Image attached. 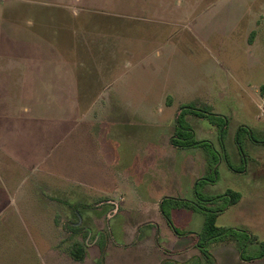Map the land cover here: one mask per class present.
Returning <instances> with one entry per match:
<instances>
[{
	"label": "rangeland",
	"instance_id": "1",
	"mask_svg": "<svg viewBox=\"0 0 264 264\" xmlns=\"http://www.w3.org/2000/svg\"><path fill=\"white\" fill-rule=\"evenodd\" d=\"M262 85L264 0H0V264L183 259L166 256L155 242L188 246L195 238L189 232L201 233L204 215L166 202L142 204L148 200L122 182L126 169L141 173L145 160L129 142L146 131L162 156L152 161L157 174H151L167 178L173 195L193 201L241 194L237 205L206 207L218 211L216 227L242 230L248 238L213 242L211 258L196 263L264 264V258L239 257L250 236L244 257L264 243V198L253 199L249 183L264 174V163L261 169L251 162L247 176L233 172L244 171L250 153L264 155V144L249 142L264 141V134L242 132L240 148L236 142L238 128L264 127ZM117 97L135 122L109 126L103 119ZM182 107L218 117L183 111L181 126L208 144L168 153L165 128ZM107 127L128 144L113 135L107 140ZM192 169L207 181L190 188ZM117 186L114 201L121 208L107 226L101 201ZM149 220L154 225L138 228L137 244L123 245ZM74 246L84 250L83 260L71 258Z\"/></svg>",
	"mask_w": 264,
	"mask_h": 264
},
{
	"label": "crops",
	"instance_id": "2",
	"mask_svg": "<svg viewBox=\"0 0 264 264\" xmlns=\"http://www.w3.org/2000/svg\"><path fill=\"white\" fill-rule=\"evenodd\" d=\"M255 36H256V33L254 31H252L249 35V40H248L250 46L255 44L254 43L255 42ZM69 82L70 81H68V86L70 85ZM262 86H264V85H262ZM261 97H262V100H264V96L261 95ZM112 102H114L115 106L113 108H109L108 106H106L105 114L103 115V119L106 120V122L109 126H112L113 123L115 126L116 125L117 126L118 125L119 126H122V125L127 126L129 124V121H132L131 123H133V121L135 122V120H137V118H135L134 114H131L132 116H130V119H128V117L124 116V115L128 116V112L130 110L126 107H123L119 97H117ZM176 113H177V110L175 111L174 115H176ZM177 117H178V114L176 117H174V120L168 121L169 123H167V126L165 128L166 129L165 130V136L162 138V143H163L165 149L168 151V153H170L172 149L173 150H189V149L194 150V149H196L195 147H197V146L178 148V147H175L171 144L170 140H171L172 136L174 135V129H176L175 127H176ZM123 121H125V122H123ZM247 128L249 130V137L251 136V134L253 135L254 131H255V133H258V134H264V127L257 129V131L254 128H250V127H247ZM161 129H162V127H161ZM103 135L106 137L107 140H110V139L113 140V138L111 137L113 135L114 139L119 140V141H123L124 143L128 144V139L122 140V139L118 138L119 135H115V132H112V130L108 129V127L106 129V132ZM132 135L133 136L130 137L131 140L129 142L130 146L134 147L139 153L141 152V156L145 160V163L141 165L140 175L131 174L132 172L127 171L128 169L124 170V177H122V179H123L122 182L126 183L127 186L125 188L130 189V191L135 195L136 198H138V199L145 198L146 200H148L147 202H142V204H155L158 207L160 205L161 201L165 198H178V199H180V197L173 195L172 188H174V186H173V184H171V182L169 180H167V178L161 176L160 174H159V178L157 175L152 176V174H151V172L156 173V171H157V170L156 171L151 170V167L154 164V163H152V161H157V158H158L157 155H159V156L161 155V154L157 153V151H156L155 147H157L156 146L157 140L152 137V133H150L149 131H146V132H142V133H135V134L133 133ZM139 135H142V136L139 137ZM250 138H251V140L249 141L250 143H254L255 145L264 144V141L259 143V142L253 141L252 137H250ZM205 141H207V140H205ZM157 148H159V147H157ZM160 157L162 159V156H160ZM262 157H264V155H262V154H259L257 156V155H253L250 153L247 157H244V159H246V160H242V165L244 166V171L242 173L236 172V171H233V172H235L237 174H242L245 176L249 175V172H250L249 164L251 162L253 164L255 162H258L259 168L262 169V163H264V161H262ZM133 165L134 164H131L130 167H134L136 169L138 168V167L133 166ZM112 166H116V164H113ZM155 166H157V164H155ZM192 168H193V166H192ZM136 169H134V170H136ZM191 172H193V169L191 170ZM199 176L200 175L195 174V172L192 173V175H191L192 179L190 180V182H188V186H190V188H191V186H193L194 181L195 182L198 181ZM108 180H109L108 178H104L103 180H101V179H100V181L98 180V182L103 183V181L107 182ZM212 183H214V182H212ZM249 183L252 184L251 185L252 192H250V195L252 194L253 199L258 200V199L264 198V174L260 173L259 175L257 174V176H252ZM110 190H111L110 194H111L112 198L108 199V197L104 196V198H107V199L105 201H101V205H103V206H101V208H100V214L103 216L104 221H106L107 226H108V222H110L112 219L115 218L116 215H118V213L120 212V208H121L120 203L117 201H114L115 196H117L118 193L120 192V187H119V190H118V186L115 187L114 189L111 188ZM192 190H193V194H194V188H192ZM117 191H118V193H117ZM121 195H123V194H121ZM194 196H195V194H194ZM181 198H186V197L182 196ZM240 198H241V194H240ZM243 198H244V196H243ZM181 200H186V199H181ZM187 201H192V199L187 200ZM238 203H239V201H238ZM238 203H236L234 205H237ZM234 205H231V206H234ZM230 207H228V208H230ZM153 223H154V221L149 220V221H145L144 224L137 226V228L134 227L133 230L137 231L136 239L133 242L128 243V244L123 243V245L129 246L131 244H134V245L137 244V241L139 239L138 238V228H141L142 226L154 225ZM203 223H204V219H203ZM189 234L194 235L195 238H194V241L186 247H181V248L168 247V248H165V247H162L160 245L159 241H157V240H156L155 244L160 251H162L164 254H166V256H168L172 259H174L176 257L178 259H179V257H183V259L173 261L174 264H187L188 262L189 263H191V262H193V263L198 262L199 263L204 258V256H203L202 252L200 251V249L197 247L196 235L198 233H195V232L190 233L189 232ZM112 243H114V242L112 241ZM125 247H127V246H125ZM255 261H257V260H255ZM244 262H247V261H244ZM250 262H252V261H250ZM198 263H196V264H198Z\"/></svg>",
	"mask_w": 264,
	"mask_h": 264
},
{
	"label": "trees",
	"instance_id": "3",
	"mask_svg": "<svg viewBox=\"0 0 264 264\" xmlns=\"http://www.w3.org/2000/svg\"><path fill=\"white\" fill-rule=\"evenodd\" d=\"M260 94L264 96V86L260 87ZM183 111H189V112H198V113H204L205 115H208V117H215L217 118V115L210 114L207 111H201L199 109H196L194 107H182L180 108V113L176 119V129L174 132V135L172 136L170 142L173 146L178 147V148H185V147H192V146H205L208 144L206 141H195L193 138V133L190 129H187L185 127L181 126L180 123V118L181 115L184 113ZM207 113V114H206ZM224 130V129H223ZM223 130L220 133L222 136ZM242 132L249 133L248 128L246 127H240L237 130V135H236V142L238 147L240 148V143L238 140L239 134ZM200 181H207V179H202L198 180L195 185H198ZM197 194V192H196ZM240 199V194L237 192L229 191L226 192L224 195L218 196L216 198H197L194 201H187V200H181V199H174V198H165L161 201V204L164 202L169 203L172 208H178V207H183V208H188L192 209L194 211L200 212L204 215V223H203V228L201 233L196 235L197 239V247L200 249L202 252L203 256L206 259H210L211 257L209 256L208 253V246L216 241H223L226 240L227 238H230V236H233L235 234L243 235L244 237L249 236L248 233L242 231V230H234V229H222L216 227V217L218 211L216 210H211L210 208L206 207L207 204L214 203V202H219V201H224L229 205H234L236 204ZM200 203L205 204V206ZM167 223L171 226L174 232L177 233L175 230L174 226L172 225L170 218L167 214L163 213ZM250 239L247 240V243L243 244L241 248L239 249L240 254L239 257L243 261H255V260H260L264 258V243H261L259 245L260 252L251 256V257H244V252L246 251L248 245H251V242L253 238L250 236ZM70 256L73 260L75 261H81L85 258V252L83 249H81L79 246H74L70 250Z\"/></svg>",
	"mask_w": 264,
	"mask_h": 264
}]
</instances>
